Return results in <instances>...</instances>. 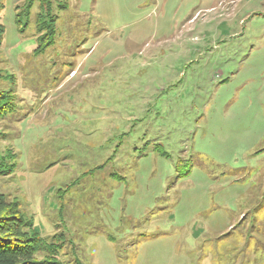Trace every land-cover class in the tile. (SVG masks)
Wrapping results in <instances>:
<instances>
[{
    "label": "rangeland",
    "instance_id": "374dc122",
    "mask_svg": "<svg viewBox=\"0 0 264 264\" xmlns=\"http://www.w3.org/2000/svg\"><path fill=\"white\" fill-rule=\"evenodd\" d=\"M0 23V264H264V0Z\"/></svg>",
    "mask_w": 264,
    "mask_h": 264
},
{
    "label": "trees",
    "instance_id": "16d2710c",
    "mask_svg": "<svg viewBox=\"0 0 264 264\" xmlns=\"http://www.w3.org/2000/svg\"><path fill=\"white\" fill-rule=\"evenodd\" d=\"M2 8V0H0V9ZM42 29H44V27H42ZM46 30H49V37L51 38V39H49V42H51V41H53V36H54V34H55V28H54V25L53 24H51L50 25V27H49V29H46ZM4 31H5V29H4V26H3V24L2 23H0V44H1V42H2V39H3V34H4ZM52 43V42H51ZM50 44V43H49ZM4 98V97H3ZM2 104H3V108H2V113L3 112H8L9 110L8 109H6V104L3 102V99H1L0 98V107L2 106ZM8 106V105H7ZM4 110V111H3ZM3 247L4 245H1L0 244V247ZM3 250V249H2ZM6 251V250H5ZM3 252V251H2ZM55 257V256H54ZM56 258V257H55ZM49 264H60L59 263V261L58 262H56L55 260H52Z\"/></svg>",
    "mask_w": 264,
    "mask_h": 264
}]
</instances>
